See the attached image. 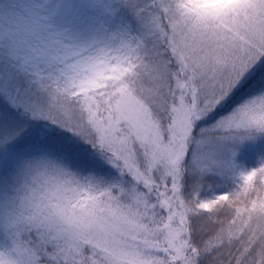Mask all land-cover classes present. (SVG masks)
Here are the masks:
<instances>
[{
  "label": "snow or ice",
  "instance_id": "snow-or-ice-1",
  "mask_svg": "<svg viewBox=\"0 0 264 264\" xmlns=\"http://www.w3.org/2000/svg\"><path fill=\"white\" fill-rule=\"evenodd\" d=\"M0 264H264V0H0Z\"/></svg>",
  "mask_w": 264,
  "mask_h": 264
}]
</instances>
